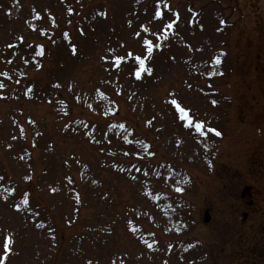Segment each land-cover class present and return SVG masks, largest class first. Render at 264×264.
<instances>
[{"label": "rangeland", "instance_id": "1", "mask_svg": "<svg viewBox=\"0 0 264 264\" xmlns=\"http://www.w3.org/2000/svg\"><path fill=\"white\" fill-rule=\"evenodd\" d=\"M262 12L0 0V264H264Z\"/></svg>", "mask_w": 264, "mask_h": 264}, {"label": "flooded vegetation", "instance_id": "2", "mask_svg": "<svg viewBox=\"0 0 264 264\" xmlns=\"http://www.w3.org/2000/svg\"><path fill=\"white\" fill-rule=\"evenodd\" d=\"M260 129L259 126H255V147L252 145V146H249V148H247V150L249 151V157L250 156H254V153L255 155H257L260 152L264 153V128L261 129V134L260 133ZM253 158V157H252ZM255 164L258 165L260 168H262L264 170V156H261V157H258L257 159H255ZM264 177V172L263 174L261 175ZM264 180V179H263ZM262 181V179H261ZM226 192L229 193V192H232L234 194H229L227 197H230L232 198V200L234 201H240L241 202V198L245 197V196H250L251 195V187L250 186H237L235 188H237L236 191H232L230 190L229 187H226ZM262 194H263V197H262V200L264 201V191H262ZM249 204H252V200L249 199L248 201ZM242 204V203H241ZM232 205V204H231ZM206 212V218L205 220H207V223L208 222H211L212 219H213V215H212V212L211 210H209V208H207L205 210ZM248 217V213L247 211H242V215L241 216H237L235 217V221L236 224L234 223L233 224V227L236 229L237 227L239 228V226H243V225H248L249 223H247V218ZM234 221V220H233ZM262 227L264 228V222L262 224H259V227ZM258 232V231H257ZM225 242L228 241V236L226 235L225 237ZM241 242H244V239H240ZM224 242V241H223ZM255 244V247L257 246V242L253 243L252 246H254ZM252 246L250 247L251 249Z\"/></svg>", "mask_w": 264, "mask_h": 264}, {"label": "snow or ice", "instance_id": "3", "mask_svg": "<svg viewBox=\"0 0 264 264\" xmlns=\"http://www.w3.org/2000/svg\"><path fill=\"white\" fill-rule=\"evenodd\" d=\"M220 62V57H216V63H219ZM143 63H144V61L143 60H141V64L143 65ZM144 69L143 68H141V70L140 71H143ZM149 71H151V69H149ZM136 75L137 76H139L140 75V72L138 71L137 73H136ZM173 103H176V101H173ZM212 103H216V101L215 100H213L212 101ZM185 111V109H181V112H184ZM212 131L213 132H216V134L217 135H220L221 133L220 132H218L216 129H212ZM26 203H27V201H26ZM18 207V206H17ZM6 255V254H5ZM89 264H91V262H89Z\"/></svg>", "mask_w": 264, "mask_h": 264}]
</instances>
